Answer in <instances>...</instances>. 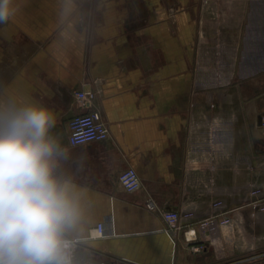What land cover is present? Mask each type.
I'll return each instance as SVG.
<instances>
[{
	"label": "crops",
	"instance_id": "obj_1",
	"mask_svg": "<svg viewBox=\"0 0 264 264\" xmlns=\"http://www.w3.org/2000/svg\"><path fill=\"white\" fill-rule=\"evenodd\" d=\"M0 112L46 108L80 217L73 264H264V0H11ZM91 89L105 139L69 141ZM260 101V102H259ZM133 167L142 185L119 180ZM155 203L154 209L147 202ZM222 201L220 207L213 204ZM197 228L200 251L162 212ZM228 216L231 221L221 224ZM99 223L104 235H97Z\"/></svg>",
	"mask_w": 264,
	"mask_h": 264
},
{
	"label": "clouds",
	"instance_id": "obj_2",
	"mask_svg": "<svg viewBox=\"0 0 264 264\" xmlns=\"http://www.w3.org/2000/svg\"><path fill=\"white\" fill-rule=\"evenodd\" d=\"M0 0V22L11 14ZM46 108L0 112V264H72L66 238L80 217L68 181L55 174L65 150Z\"/></svg>",
	"mask_w": 264,
	"mask_h": 264
},
{
	"label": "built area",
	"instance_id": "obj_3",
	"mask_svg": "<svg viewBox=\"0 0 264 264\" xmlns=\"http://www.w3.org/2000/svg\"><path fill=\"white\" fill-rule=\"evenodd\" d=\"M95 97L96 93L91 89H79L75 91L74 98L76 103L80 106L89 108V110L71 118L69 122L70 143L80 144L93 140H102L108 136L109 127L107 122L103 118L101 111L93 107ZM260 126L264 130V110L261 113ZM119 180L127 191H134L142 185L141 177L137 170L133 167H129L122 171L119 175ZM213 205L215 207H220L222 205V201H216ZM147 207L149 209H154L155 203L150 200L147 202ZM190 214V212L181 213L178 210H166L162 212V216L167 223V231L171 233L173 237H177L182 233L184 240L191 245V249L193 251H200L203 246L196 244V241L198 240L197 228H201L203 231H207L209 229L214 230L216 228L215 218L223 213L216 214L210 218L199 220L197 222L182 223L181 218ZM230 221L231 219L228 216H225L222 218L220 223L226 224ZM95 233L99 236L104 235L103 223L98 224ZM66 238L72 243V258V250L79 244L80 240L74 237Z\"/></svg>",
	"mask_w": 264,
	"mask_h": 264
},
{
	"label": "water",
	"instance_id": "obj_4",
	"mask_svg": "<svg viewBox=\"0 0 264 264\" xmlns=\"http://www.w3.org/2000/svg\"><path fill=\"white\" fill-rule=\"evenodd\" d=\"M260 119H261V115L259 116V122H260Z\"/></svg>",
	"mask_w": 264,
	"mask_h": 264
},
{
	"label": "rangeland",
	"instance_id": "obj_5",
	"mask_svg": "<svg viewBox=\"0 0 264 264\" xmlns=\"http://www.w3.org/2000/svg\"><path fill=\"white\" fill-rule=\"evenodd\" d=\"M263 97H264V96H263ZM259 102H260V101H259ZM262 102H264V98H263Z\"/></svg>",
	"mask_w": 264,
	"mask_h": 264
}]
</instances>
